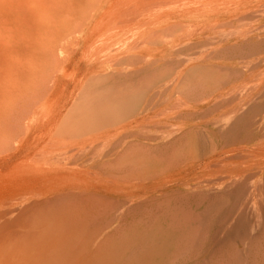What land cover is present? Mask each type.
<instances>
[{
    "label": "rangeland",
    "instance_id": "374dc122",
    "mask_svg": "<svg viewBox=\"0 0 264 264\" xmlns=\"http://www.w3.org/2000/svg\"><path fill=\"white\" fill-rule=\"evenodd\" d=\"M0 264H264V0H0Z\"/></svg>",
    "mask_w": 264,
    "mask_h": 264
},
{
    "label": "bare ground",
    "instance_id": "6f19581e",
    "mask_svg": "<svg viewBox=\"0 0 264 264\" xmlns=\"http://www.w3.org/2000/svg\"><path fill=\"white\" fill-rule=\"evenodd\" d=\"M259 216H260V215H259ZM258 218L262 219L261 217H258Z\"/></svg>",
    "mask_w": 264,
    "mask_h": 264
}]
</instances>
